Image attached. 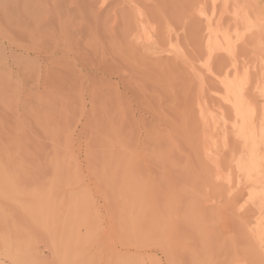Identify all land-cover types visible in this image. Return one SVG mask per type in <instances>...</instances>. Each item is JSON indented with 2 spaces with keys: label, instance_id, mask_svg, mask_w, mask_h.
<instances>
[{
  "label": "rangeland",
  "instance_id": "1",
  "mask_svg": "<svg viewBox=\"0 0 264 264\" xmlns=\"http://www.w3.org/2000/svg\"><path fill=\"white\" fill-rule=\"evenodd\" d=\"M105 1L0 0V176L17 186L0 235L23 256L0 237V264H264L228 190L244 141L226 87L243 81L264 137V0ZM50 193L88 223L36 222Z\"/></svg>",
  "mask_w": 264,
  "mask_h": 264
},
{
  "label": "bare ground",
  "instance_id": "2",
  "mask_svg": "<svg viewBox=\"0 0 264 264\" xmlns=\"http://www.w3.org/2000/svg\"><path fill=\"white\" fill-rule=\"evenodd\" d=\"M102 3L103 2H101V4ZM238 14L241 15V18L247 26L251 25V18L247 9H244L241 12L236 11V15ZM139 15L142 16V13L139 12ZM141 21L140 23H143V21ZM207 23L210 26V17L207 18ZM226 40L228 41L226 42L227 48L230 49V52L232 53L234 46L229 39L226 38ZM223 46L224 45L218 40V37L215 34L208 43L209 49L223 48ZM226 87L233 95V98L230 101L237 118V123H235L236 134L244 141V153L236 160L235 175L230 174L227 176L228 190L230 192L231 200L235 202L237 208L242 213L247 211L248 208L254 210L256 221L253 226L252 236L258 247L259 255L264 257V166L261 163L262 158L264 157V154L262 153L264 151V137H260L259 134H257L255 128L256 109L250 102V99L247 98L246 92L243 90V81L241 79L235 82L228 81L226 82ZM209 155L214 157L216 152L211 151L210 149ZM4 169L5 168H3V170ZM7 176L9 175L6 174V176H0V192L3 194H12L17 186L15 182ZM41 200L42 206L40 210L38 213H33V219L36 222L41 221V217L46 215L48 220L53 219L56 223H61L65 235L67 236L75 234V225L78 223H88L85 211H83L80 206H77L73 212L69 209L65 210L61 205L55 202L52 193L46 195L44 198L42 196ZM53 228L55 229L56 226L54 225ZM152 230L154 229H149V231ZM143 234L148 236L144 231H139V233H136V236L142 238ZM3 236L5 235H0V237H2V243L7 244L12 248L13 254L17 256V260L21 261L22 259L23 261L22 254L17 252L19 249V242L11 238L8 239V237L3 238Z\"/></svg>",
  "mask_w": 264,
  "mask_h": 264
}]
</instances>
